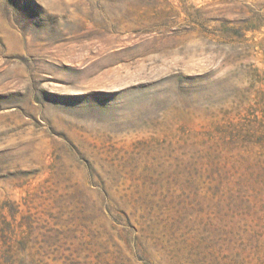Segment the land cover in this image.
<instances>
[{
    "label": "rangeland",
    "instance_id": "rangeland-1",
    "mask_svg": "<svg viewBox=\"0 0 264 264\" xmlns=\"http://www.w3.org/2000/svg\"><path fill=\"white\" fill-rule=\"evenodd\" d=\"M0 264H264V0H0Z\"/></svg>",
    "mask_w": 264,
    "mask_h": 264
}]
</instances>
